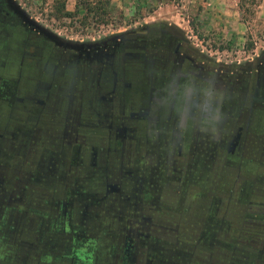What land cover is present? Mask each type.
I'll use <instances>...</instances> for the list:
<instances>
[{
    "label": "rangeland",
    "instance_id": "rangeland-1",
    "mask_svg": "<svg viewBox=\"0 0 264 264\" xmlns=\"http://www.w3.org/2000/svg\"><path fill=\"white\" fill-rule=\"evenodd\" d=\"M10 1L45 34L71 45L169 29L198 62L234 74L221 94L219 114L230 131L239 119L247 127L232 153L217 147L209 164L191 156L199 150L196 138L182 146L181 156L164 145L155 149L156 159H150V147L120 160L100 152L99 127L89 128L79 153L73 146L65 153L48 134L52 112L17 111L9 116V139H0V264H68L59 256L73 248L89 256L87 263L121 264L120 229L127 221H137L148 236L132 237L135 247L142 249L144 242L145 251L135 249L126 264H145L148 255L152 264H264L263 87L251 102L257 110H247L253 83H264V0H110L108 22L87 26L78 18H58L55 0ZM62 1L73 10L76 0ZM134 133L142 136V128L135 126ZM88 143L102 156H95L94 166ZM168 167L185 171L179 193L165 187L172 182ZM111 172L121 194L105 198L102 183ZM151 172L159 188L145 207L138 188ZM7 196L16 198L1 202Z\"/></svg>",
    "mask_w": 264,
    "mask_h": 264
},
{
    "label": "flooded vegetation",
    "instance_id": "flooded-vegetation-1",
    "mask_svg": "<svg viewBox=\"0 0 264 264\" xmlns=\"http://www.w3.org/2000/svg\"><path fill=\"white\" fill-rule=\"evenodd\" d=\"M233 76L231 71L198 62L176 33L169 29L140 31L131 37L92 46L71 45L53 39L34 26L10 0H0L2 140H8L5 135L12 134L5 131L8 128L13 130L9 126V116L17 114V111L49 110L53 113V129L50 128L48 134L54 139L55 148L65 153L71 146L78 148L79 153L85 144L83 140L89 136L88 131L92 130L89 128L99 127L98 147L108 159L117 155L122 160L123 155L150 147V159H156L159 155L156 150H164V145L169 146L167 152L171 147L170 152L176 151L181 156L183 145L186 147L190 141L195 144L198 140L199 145L195 149L199 150L192 152L191 156L209 164L217 147L221 153H232L238 144L240 131L247 127L239 119L237 126L230 124V131L225 128V119L219 114L221 94L227 88V80ZM253 84L251 98L247 102V110L251 113L257 110L251 105L257 89H264L261 80L257 79ZM9 97L12 100L9 101ZM90 114L92 118L88 117ZM4 117L7 119L2 120ZM135 126L142 128V136H136ZM207 132L213 137L208 139ZM160 143H163L162 149L158 147ZM87 146L89 165L94 166L97 147L89 143ZM99 154L97 156L102 158ZM178 166L181 169V165ZM179 168L168 167L170 170L165 172L166 178L172 181L165 187L171 192H178L179 181L185 178V171H178ZM118 171L121 176L122 167ZM153 172L148 175L147 183L138 188L141 201L146 202L142 204L145 207L150 205L148 203L154 195L152 190L157 185L155 177H151ZM145 180H142L143 184ZM119 182L112 172L105 176L102 183L105 198L121 194ZM15 198L7 196L1 202ZM117 200L112 199V202ZM121 228L120 246L124 252L121 264H126L135 258V249L145 251L144 242L142 249L135 247L132 237L138 241L146 238L148 233L137 221H127L126 227ZM60 258L67 260L68 264H90L86 262L89 256L79 254L75 248ZM145 261V264H152L149 255Z\"/></svg>",
    "mask_w": 264,
    "mask_h": 264
},
{
    "label": "trees",
    "instance_id": "trees-1",
    "mask_svg": "<svg viewBox=\"0 0 264 264\" xmlns=\"http://www.w3.org/2000/svg\"><path fill=\"white\" fill-rule=\"evenodd\" d=\"M58 18H78V23L87 26L90 22L105 24L111 17L110 0H76L73 10H65L64 1L55 0Z\"/></svg>",
    "mask_w": 264,
    "mask_h": 264
}]
</instances>
